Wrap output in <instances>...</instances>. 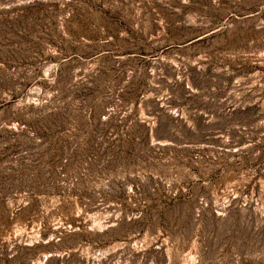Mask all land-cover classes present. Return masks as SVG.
I'll list each match as a JSON object with an SVG mask.
<instances>
[{"label": "rangeland", "instance_id": "374dc122", "mask_svg": "<svg viewBox=\"0 0 264 264\" xmlns=\"http://www.w3.org/2000/svg\"><path fill=\"white\" fill-rule=\"evenodd\" d=\"M0 264H264V0H0Z\"/></svg>", "mask_w": 264, "mask_h": 264}, {"label": "trees", "instance_id": "16d2710c", "mask_svg": "<svg viewBox=\"0 0 264 264\" xmlns=\"http://www.w3.org/2000/svg\"><path fill=\"white\" fill-rule=\"evenodd\" d=\"M40 4L38 2H31L29 3L28 5H24V6H21L19 8H16V9H21V10H28V9H34L35 7H38Z\"/></svg>", "mask_w": 264, "mask_h": 264}]
</instances>
